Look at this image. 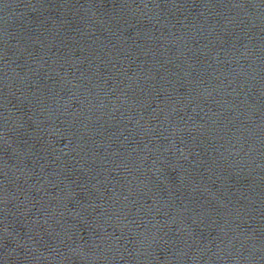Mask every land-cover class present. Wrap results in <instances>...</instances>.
Listing matches in <instances>:
<instances>
[{
	"label": "water",
	"instance_id": "1",
	"mask_svg": "<svg viewBox=\"0 0 264 264\" xmlns=\"http://www.w3.org/2000/svg\"><path fill=\"white\" fill-rule=\"evenodd\" d=\"M0 264H264V0H0Z\"/></svg>",
	"mask_w": 264,
	"mask_h": 264
}]
</instances>
